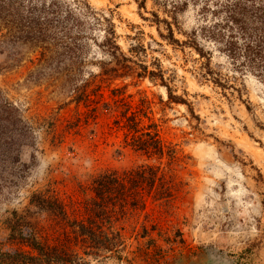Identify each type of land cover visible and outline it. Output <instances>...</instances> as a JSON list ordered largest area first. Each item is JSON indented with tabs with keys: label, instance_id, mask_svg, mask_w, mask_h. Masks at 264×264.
Listing matches in <instances>:
<instances>
[{
	"label": "rangeland",
	"instance_id": "obj_1",
	"mask_svg": "<svg viewBox=\"0 0 264 264\" xmlns=\"http://www.w3.org/2000/svg\"><path fill=\"white\" fill-rule=\"evenodd\" d=\"M86 1L112 20L126 55L141 46L144 52L132 56L136 62L149 70L154 62L161 65L166 85L184 103L170 100L159 80L132 73L100 82L101 98L76 104L49 81H27L36 67L35 52L16 48L22 62L3 69L14 52L5 47L0 90L34 128L37 147L25 179L0 189V243L15 247L5 241L4 222L14 211L22 214L33 193L54 191L69 219L80 220L92 197L91 177L150 167L157 179L150 192L145 190L144 205L103 223L109 238L119 234V246L85 249L86 254L79 242L74 247L86 264H264V84L251 75H235L211 49L212 69L237 78L233 85L239 92L223 91L199 78L201 61L192 49L159 36L158 30L165 31L152 22V13L169 21L175 16L173 30L182 41L181 32L198 25L192 5L173 13L172 5L181 0H146L145 9L138 8L140 0ZM127 111L141 125L155 126L162 156L127 145L121 128ZM29 156L26 150L27 163ZM168 188L171 196L161 198Z\"/></svg>",
	"mask_w": 264,
	"mask_h": 264
},
{
	"label": "trees",
	"instance_id": "obj_2",
	"mask_svg": "<svg viewBox=\"0 0 264 264\" xmlns=\"http://www.w3.org/2000/svg\"><path fill=\"white\" fill-rule=\"evenodd\" d=\"M145 1L140 0L139 9H145ZM189 5L197 9L198 25L188 33L179 31L185 40L175 37V16L169 21L152 13V22L162 24L165 31L158 30L159 36L171 45L192 49L201 61L199 78L223 91L239 92L233 85L237 78L212 69L211 49L227 61L235 75H251L264 84V0H181L172 5V12ZM8 46L15 54L3 69L10 70L22 62L16 48L35 52L36 67L27 81H49L76 104L92 102L96 95L101 98L100 82L132 73L137 78L159 80L170 100L184 103L166 85L161 65L154 62L149 70L136 62L132 56L144 52L141 46L131 48V56L126 55L116 42L112 20L86 0H0V54H5ZM92 67L98 73H93ZM121 118L127 145L149 156L163 155L154 125H141V120L128 111ZM114 124L119 127V120ZM36 147L34 128L0 90V189L17 187L25 179L35 161ZM26 150L30 151L29 163L23 160ZM156 179L150 167L122 175L116 171L94 175L89 207L80 220L69 219L66 206L54 191L33 193L28 208L22 214L12 212L4 222L8 232L5 241L15 247L5 248L0 243V264H86L74 249L78 242L83 254L85 249H116L119 234L109 238L101 230L103 223L109 224L119 212L125 215L144 205L145 190L150 192ZM170 196L168 188L161 198Z\"/></svg>",
	"mask_w": 264,
	"mask_h": 264
}]
</instances>
